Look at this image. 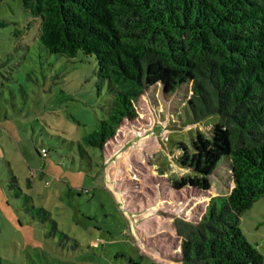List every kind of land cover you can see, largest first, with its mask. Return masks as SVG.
Listing matches in <instances>:
<instances>
[{"label": "rangeland", "instance_id": "374dc122", "mask_svg": "<svg viewBox=\"0 0 264 264\" xmlns=\"http://www.w3.org/2000/svg\"><path fill=\"white\" fill-rule=\"evenodd\" d=\"M0 19V264H180L175 221H200L234 188L229 160L206 194L174 187L191 176L184 147L211 138L219 117L196 120L190 85L155 86L103 150L87 147L111 99L97 91L95 57L50 54L22 0L0 2ZM240 228L264 258V198Z\"/></svg>", "mask_w": 264, "mask_h": 264}, {"label": "trees", "instance_id": "16d2710c", "mask_svg": "<svg viewBox=\"0 0 264 264\" xmlns=\"http://www.w3.org/2000/svg\"><path fill=\"white\" fill-rule=\"evenodd\" d=\"M22 3L40 20L38 40L50 54L95 57L97 91L106 88L111 99L106 119L84 138L87 147L103 150L125 121L138 118L137 101L155 86L175 93L190 85L196 120L219 122L211 138L184 147L178 164L191 176L174 187L206 194L209 177L229 160L234 188L212 197L200 221H175L180 264H264L240 228L243 214L264 198V0ZM11 181L13 188L17 178Z\"/></svg>", "mask_w": 264, "mask_h": 264}, {"label": "built area", "instance_id": "2783aa9c", "mask_svg": "<svg viewBox=\"0 0 264 264\" xmlns=\"http://www.w3.org/2000/svg\"><path fill=\"white\" fill-rule=\"evenodd\" d=\"M41 155H42L43 159H45L47 157V151H46V149H42Z\"/></svg>", "mask_w": 264, "mask_h": 264}]
</instances>
